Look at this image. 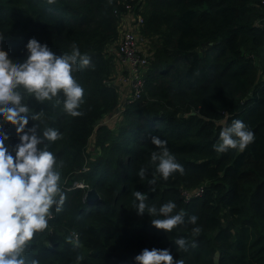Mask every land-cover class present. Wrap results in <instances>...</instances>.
Segmentation results:
<instances>
[{"label": "trees", "instance_id": "obj_1", "mask_svg": "<svg viewBox=\"0 0 264 264\" xmlns=\"http://www.w3.org/2000/svg\"><path fill=\"white\" fill-rule=\"evenodd\" d=\"M126 4L135 12L140 6L139 34L151 57L142 93L118 109L110 79L115 55L107 49L119 37ZM0 37V50L14 63L26 61L33 38L57 56L71 54L76 45L91 58L88 68L72 74L84 89L82 116L65 113L62 94L59 104L25 100L31 111L25 132L36 127L41 136L47 128L61 134L45 143L56 156L66 196L63 210L35 237L32 258L40 264H136L144 249L155 248L170 250L184 264H264V7L259 0H55L52 5L0 0ZM116 111L114 127L101 122ZM237 119L254 133V142L243 152L217 153L213 145L221 130ZM0 123L15 157L20 135L16 126ZM152 136L165 141L184 168L168 181L156 174L154 192L148 186L155 173L151 153L159 149ZM141 168L147 172L143 180L137 175ZM73 182L93 189L97 198L85 202L83 190L70 188ZM197 187L201 194L183 201L180 190ZM135 191L157 209L174 202L173 214L183 213L185 223L171 233L156 229L151 220L163 217L138 216ZM191 216L198 217L195 225L188 223ZM195 227L199 234H193ZM180 238L188 251L174 244Z\"/></svg>", "mask_w": 264, "mask_h": 264}, {"label": "clouds", "instance_id": "obj_2", "mask_svg": "<svg viewBox=\"0 0 264 264\" xmlns=\"http://www.w3.org/2000/svg\"><path fill=\"white\" fill-rule=\"evenodd\" d=\"M47 3L52 5L55 0H47ZM27 51L29 55L25 62L14 63L6 51L0 50V120L16 126L20 135L14 157L5 146L9 137L0 131V264H40L30 255L35 237L48 229L54 212L63 210L66 199L60 187V173L56 170V156L45 143L56 142L61 139V134L47 128L41 136L36 127L25 132L31 112L25 100L32 97L41 104L53 100L59 104L62 94L65 113L71 117L82 116L79 108L84 103V89L72 74L91 65V58L82 55L76 45L71 54L57 56L47 45H41L33 38L27 44ZM31 118L37 120L39 114L31 115ZM254 139V133L237 119L221 130L219 142L213 148L217 153L230 149L243 152ZM151 143L159 149L151 153L155 173L148 180V186L154 192L156 174L168 181L177 172L183 174L184 168L170 153L165 141L152 136ZM40 145L43 148L38 147ZM137 175L141 180L145 179L146 169L141 168ZM132 195L138 216L163 217L151 220L156 229L171 233L185 223L183 213L173 214L174 202L169 201L157 209L145 202L146 194L135 191ZM197 220V216H191L188 223L195 225ZM192 231L195 235L201 229L195 227ZM174 244L178 250L188 251L185 239H176ZM195 246L193 243L192 247ZM135 261L136 264H184L182 259H174L170 250L155 248L144 249Z\"/></svg>", "mask_w": 264, "mask_h": 264}, {"label": "built area", "instance_id": "obj_3", "mask_svg": "<svg viewBox=\"0 0 264 264\" xmlns=\"http://www.w3.org/2000/svg\"><path fill=\"white\" fill-rule=\"evenodd\" d=\"M259 5L264 7V0H259ZM139 11L140 6L138 12H135L133 6L124 5V13L121 15L120 20L118 43L114 50L117 61L126 68L125 79L129 88V92L124 99L126 103L134 102L142 93L144 73L149 66L146 57L138 52L136 46V29L142 24ZM0 131L4 132L2 123H0ZM71 188H82V184L73 182ZM179 194L183 201H187L190 195L199 196L201 188L197 187L194 192L180 190Z\"/></svg>", "mask_w": 264, "mask_h": 264}, {"label": "crops", "instance_id": "obj_4", "mask_svg": "<svg viewBox=\"0 0 264 264\" xmlns=\"http://www.w3.org/2000/svg\"><path fill=\"white\" fill-rule=\"evenodd\" d=\"M116 42L112 43V45H110L108 47V52L113 53L114 54V50H115V46H116ZM125 66H122L121 63H119L116 59V57L113 60V67H112V71L110 74V79H111V83L116 87L117 90V95H118V109L121 108L122 103L125 99V97L127 96L128 92H129V88H128V84L127 81L125 79ZM117 111L112 114L111 116H108V121L110 122H116L115 120H117ZM113 118V120L111 119Z\"/></svg>", "mask_w": 264, "mask_h": 264}, {"label": "rangeland", "instance_id": "obj_5", "mask_svg": "<svg viewBox=\"0 0 264 264\" xmlns=\"http://www.w3.org/2000/svg\"><path fill=\"white\" fill-rule=\"evenodd\" d=\"M142 26V24L141 25H139L138 27H137V29H136V46H137V50H138V52H140V53H142V54H144V56L146 57V58H148L149 59V57H151V52H149L148 50H149V43H148V41H146L144 38H142L141 36H140V34H139V29H140V27ZM117 43H118V39H117V42H116V45H117ZM116 47V46H115ZM149 61V63L151 64V62H150V60H148ZM253 61L255 62V58L253 59ZM258 66H259V64H258ZM117 120H115V121H119L118 120V114H117ZM112 120H113V118H111ZM103 121V122H102ZM101 122L103 123V124H106L107 126H109L110 128H112V127H114L113 125L114 124H116V123H114V122H111V120H110V122L108 121V116L107 117H105V118H103L102 120H101ZM106 122V123H105ZM91 142H92V139L90 138L89 139V141H88V148H91ZM94 158V155H92L91 157H90V159H93ZM79 183H81L82 184V188H81V190H83V191H87V186L86 185H84L82 182H79ZM71 188V187H70ZM70 188H65V190H69ZM84 195V194H83ZM83 195H82V199H83ZM72 242H74L75 240H76V236L74 235V234H71V239H70Z\"/></svg>", "mask_w": 264, "mask_h": 264}, {"label": "water", "instance_id": "obj_6", "mask_svg": "<svg viewBox=\"0 0 264 264\" xmlns=\"http://www.w3.org/2000/svg\"><path fill=\"white\" fill-rule=\"evenodd\" d=\"M96 198H97V195H96V193L94 192L93 189H88L87 191H85V193L83 195V200L85 202L92 203ZM212 261H213V263H216V261H217V254H214L212 256Z\"/></svg>", "mask_w": 264, "mask_h": 264}]
</instances>
